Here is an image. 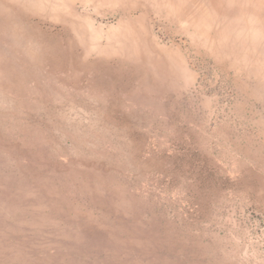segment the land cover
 Returning <instances> with one entry per match:
<instances>
[{
    "label": "rangeland",
    "instance_id": "1",
    "mask_svg": "<svg viewBox=\"0 0 264 264\" xmlns=\"http://www.w3.org/2000/svg\"><path fill=\"white\" fill-rule=\"evenodd\" d=\"M0 264H264V0H0Z\"/></svg>",
    "mask_w": 264,
    "mask_h": 264
}]
</instances>
